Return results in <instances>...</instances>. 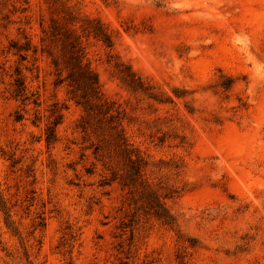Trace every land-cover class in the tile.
I'll list each match as a JSON object with an SVG mask.
<instances>
[{
  "label": "rangeland",
  "instance_id": "1",
  "mask_svg": "<svg viewBox=\"0 0 264 264\" xmlns=\"http://www.w3.org/2000/svg\"><path fill=\"white\" fill-rule=\"evenodd\" d=\"M68 17L140 169L56 82ZM0 264H264V0H0Z\"/></svg>",
  "mask_w": 264,
  "mask_h": 264
},
{
  "label": "trees",
  "instance_id": "2",
  "mask_svg": "<svg viewBox=\"0 0 264 264\" xmlns=\"http://www.w3.org/2000/svg\"><path fill=\"white\" fill-rule=\"evenodd\" d=\"M82 31L86 33L85 35L94 34L107 46L113 45L111 36L99 25L95 28L92 25L83 26ZM45 34L48 46L57 40L62 43L63 61L67 67V73L63 76L58 72L56 82L57 84L67 82L72 99L84 108L85 115L81 125L83 130L87 132L92 129V132H94L104 122L110 134V142L129 157L133 164L132 166L140 169L139 164L136 163L137 161L132 158L131 154L134 151L128 147L129 144L121 125L120 110L115 108L114 104L104 96L96 72L84 60L82 35L74 27L73 18L68 17L61 20L54 18L49 31L45 32ZM54 62L57 66L60 65L59 59H54ZM16 82L18 89L23 90L24 83L21 78L17 79ZM99 115L103 116L101 117L102 121L101 119L98 121L94 120ZM57 123L58 121H56ZM48 130L47 140L51 142L55 137V130L53 126H49ZM161 216L167 217L165 215Z\"/></svg>",
  "mask_w": 264,
  "mask_h": 264
}]
</instances>
